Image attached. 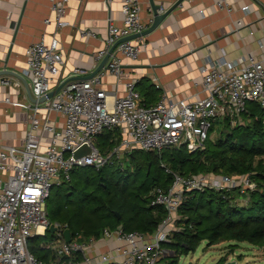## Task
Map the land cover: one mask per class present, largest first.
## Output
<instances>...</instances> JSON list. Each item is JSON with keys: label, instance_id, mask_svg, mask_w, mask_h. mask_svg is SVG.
Returning <instances> with one entry per match:
<instances>
[{"label": "built area", "instance_id": "2783aa9c", "mask_svg": "<svg viewBox=\"0 0 264 264\" xmlns=\"http://www.w3.org/2000/svg\"><path fill=\"white\" fill-rule=\"evenodd\" d=\"M212 1L220 10L229 13L233 9L229 0ZM67 2L51 0L55 33L69 24L63 18ZM247 8L248 5L241 6V10ZM121 14V25H108L103 47L93 54L97 62L109 54L106 70L116 77L122 70V58L136 59L141 44L126 39L110 53L109 49L117 40L145 30L139 0H122ZM234 24L240 26L242 22L236 20ZM55 33L49 42L42 35L24 50L23 71L37 100L53 89V78L64 64ZM79 34L95 36L87 28L80 29ZM73 73L81 77L65 82L50 98L28 105L32 111L23 143L0 146V264H162L167 254L162 243L178 229V208L186 192L238 187L244 193L255 187L249 174L185 176L166 169L173 180L166 187L157 186L153 190L151 204L165 208V215L153 232L105 228L98 238L81 240L79 235H71L70 241H65L63 230L68 227L49 221L46 200L55 184L70 178L73 168L98 169L112 155L121 157L138 149L159 152L184 145L194 150L212 135L209 131L216 119L226 116L231 125L242 123L241 114L248 102L259 103L264 110V58L249 57L240 66H228L224 61L210 65L202 71L203 97L169 100L162 96L149 105L141 103L133 80L125 83L123 95H117L99 87L103 73L90 78L82 77L87 74L83 68H74ZM50 114L62 116L63 126L53 123ZM113 129L118 131L119 141L113 151L102 153L94 138ZM80 148L84 152L75 155ZM51 224L56 228L54 237L44 247L55 258L39 259L29 251L28 240L34 235H45ZM100 243L106 248L94 253L93 248Z\"/></svg>", "mask_w": 264, "mask_h": 264}, {"label": "crops", "instance_id": "0c3cea01", "mask_svg": "<svg viewBox=\"0 0 264 264\" xmlns=\"http://www.w3.org/2000/svg\"><path fill=\"white\" fill-rule=\"evenodd\" d=\"M229 2L233 9L228 13L212 0H153L160 6L159 13L167 11V15L152 31L133 39L141 44L140 53L136 59L122 58L119 77L106 70L105 62V68L98 71L103 73L99 87L123 95L125 83L133 80L141 103L155 104L162 96L195 100L204 96L201 82L206 67L223 61L240 66L249 57L263 59L264 0ZM121 4L122 0H68L63 18L69 24L55 33L51 0H0V146L23 143L32 111L28 105L35 103L23 71L25 47L42 35L49 42L55 33L64 64L52 88L81 77L73 73L74 68L85 69L87 74L82 77L86 78L102 60L95 61L93 54L103 47L108 25H121ZM243 5L248 8L241 10ZM139 6L147 29L154 18L151 2L139 0ZM236 20L242 24L236 26ZM82 28L95 36H80ZM50 119L63 126L62 116L50 114ZM105 248L100 243L93 250L100 253Z\"/></svg>", "mask_w": 264, "mask_h": 264}, {"label": "trees", "instance_id": "16d2710c", "mask_svg": "<svg viewBox=\"0 0 264 264\" xmlns=\"http://www.w3.org/2000/svg\"><path fill=\"white\" fill-rule=\"evenodd\" d=\"M241 118L242 123L231 125L228 117H220L217 135L208 137L194 150L184 145L163 153L134 150L128 153L133 170L122 169L112 160L98 169L73 168L68 180L53 186L54 195L51 188L46 200L49 221L66 224L71 235H79L81 240L98 238L105 228L151 233L165 215L163 206L151 204L153 190L171 183V171L185 176L249 174L255 187L244 193L238 187L186 192L178 208V229L162 243L168 252L162 260L177 264L180 255L193 252L202 240L209 246L219 241H236L264 247V110L259 103L248 102ZM211 134L214 135L213 125ZM116 135L115 129L99 134L102 139L96 145L102 153L116 142ZM161 159L164 166L160 165ZM153 166L161 174L154 175ZM139 172L144 179L136 188L131 177ZM69 202L75 205L70 206ZM46 235L29 238L28 249L37 258L50 260L55 255L44 247L48 241H38ZM223 260L214 264H223Z\"/></svg>", "mask_w": 264, "mask_h": 264}, {"label": "rangeland", "instance_id": "374dc122", "mask_svg": "<svg viewBox=\"0 0 264 264\" xmlns=\"http://www.w3.org/2000/svg\"><path fill=\"white\" fill-rule=\"evenodd\" d=\"M219 118L216 119L213 123V130H214V135H211L212 138L213 136L215 137L217 133L219 132L221 128V124L219 123ZM107 132V130L103 131L102 133ZM101 133V134H102ZM117 138L116 142L114 144H111L109 149L106 150L108 153L113 151V148L116 146V144L119 141V135L117 131ZM102 138L97 135L94 140L97 144V140H101ZM140 150V149H138ZM166 149L160 150L158 153H163L165 152ZM105 152V154H107ZM109 155V154H108ZM128 154H124L121 157H117L116 155H112L111 160L113 163L117 166H120L122 169L125 168H133L130 165V160H129ZM162 160V161H161ZM160 160V165L162 166L165 164L163 161L164 159ZM110 165V164H108ZM152 173L154 175H159L161 172L156 169L155 166L152 168ZM144 177L139 173L133 175L131 177V182L134 187H140L142 180ZM56 192V189L53 187L52 188V194ZM70 206H74V202H69L68 203ZM49 207L47 209L46 206V211H49ZM47 211V212H48ZM48 215V213H47ZM64 224V223H61ZM52 235L49 231L47 232V235L44 237H39L38 241L39 242H45V241H50L52 238ZM53 239V238H52ZM168 254V252H167ZM224 259L223 264H264V247H258L255 245H252L249 242H236V241H219L218 243L214 245H208L205 240H202L199 245L195 248L193 252H189L188 254H182L178 258V263L177 264H214L218 262L219 260ZM162 264H167V259L165 261L162 260Z\"/></svg>", "mask_w": 264, "mask_h": 264}, {"label": "water", "instance_id": "95a60500", "mask_svg": "<svg viewBox=\"0 0 264 264\" xmlns=\"http://www.w3.org/2000/svg\"><path fill=\"white\" fill-rule=\"evenodd\" d=\"M151 2V5H152V9H153V15H154V18H153V21H152V24L145 30H143L141 33H138V34H133V35H130V36H127V37H124V38H121L119 40H117L113 46L109 49V53L113 50V48L115 47V45L123 40H126V39H134V38H137V37H140V36H144L145 34L149 33L150 31H152L154 28H156L158 26V24L161 22V20L167 15V11L162 13L160 12L159 13V9H160V6L159 5H156L153 3V0H150ZM180 1H178L176 4H178ZM175 4V5H176ZM172 9V8H171ZM108 56L109 54H106L101 62L99 63V65L96 67V69L90 73L88 76H86V78H90L92 76H94L101 68H105L104 64L105 62L107 61L108 59ZM71 79H74V78H69L67 80H64L62 81L57 87H55L54 89L50 90L46 96H42L41 98H39L38 100L35 98L33 99V101L35 102H42L44 101L46 98H50L51 96H53L59 89L60 87L67 81L71 80ZM28 94H29V89H28ZM84 152V149L83 148H80L79 150H77L75 152V155H81L82 153ZM55 226L53 224H51L48 228L49 232L52 234L54 231H55ZM63 236H64V239L65 241H70L71 239V232L68 228L64 229L63 230ZM229 264V263H227Z\"/></svg>", "mask_w": 264, "mask_h": 264}]
</instances>
